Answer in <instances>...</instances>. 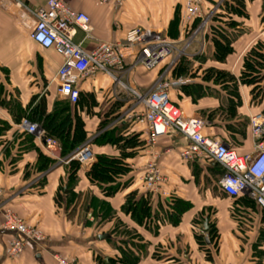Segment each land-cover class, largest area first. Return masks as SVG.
Returning a JSON list of instances; mask_svg holds the SVG:
<instances>
[{
    "label": "crops",
    "instance_id": "1",
    "mask_svg": "<svg viewBox=\"0 0 264 264\" xmlns=\"http://www.w3.org/2000/svg\"><path fill=\"white\" fill-rule=\"evenodd\" d=\"M183 1L108 0L106 5L100 6L93 0H65L72 10L82 11L90 17L89 34L86 36L78 31L74 37V42L86 52L93 51L100 43L123 41L125 33L132 29L152 31L160 36L162 33V38L184 46L187 39L184 37L181 22L175 40L167 35L170 22L177 11L182 15ZM240 1L238 6L235 0H203L202 14L208 20L203 35L196 37L185 51L184 56L192 65L188 76L173 78L171 69L165 73L164 65L151 73L139 68L132 69L130 67L135 56H130L124 61L126 72H115L119 83L103 73L82 81L80 90L95 94L98 104L90 109L94 112L93 116L84 115V119L89 122L90 131L96 132V128L108 118L107 114L119 109L121 114L110 124L103 126V131L113 129L131 108L130 90L147 92L162 73H165L167 80L181 79L184 82L182 86L170 89V99L186 116L204 120V115L224 108L225 94L218 86L205 83L204 73L214 69L238 78L243 56L256 43H264V0ZM43 4L44 0H0V88L3 89L5 101L12 102L26 112L32 100L36 103L45 97L48 113L53 104L60 100L53 79L62 64V58L52 50L40 49L30 39L34 26L30 12ZM215 16L219 21L231 22L233 26L227 29L236 36L232 42V54L224 62L215 60V49L205 38L210 26L209 20ZM193 84L209 87L210 94L198 99L186 96L181 89ZM239 93L242 107L237 110V116L240 120L249 121L250 115L262 114L264 92L258 103L252 102L248 87L240 85ZM9 108L10 106L8 110ZM8 110L0 106V120L9 126L5 134L0 135V264H58L59 258L75 264H99V259L108 264L119 257V242L128 240L120 233H117V237L111 235L114 224L118 221L133 231L132 252L138 258L136 264H264V224L256 207H253L255 215L250 219L246 217L248 209L241 207L239 212L245 216V223L247 222L243 231L233 217L237 212H232L231 201L211 187L210 183L215 177L213 167L216 165L208 162H186L178 157L179 150L187 144L182 136L167 135L161 138L156 146L148 148L142 127L132 121H123L132 124L128 126L126 137L138 134L141 142V149L134 151L135 156L127 160L128 175H134L135 181L128 189L121 190L122 194L117 198H104L86 178V172L91 166L79 165L80 169L71 181L68 177L69 168L58 161L61 157L60 148L54 154L57 158H54L43 150L34 136L37 152L22 143L23 131L19 129V124L15 123ZM225 124L224 121L215 119L212 124H206L204 134L227 145L231 144ZM100 133L102 131L92 135V139ZM240 143V154L252 152L253 139L250 128L245 140H237V145ZM92 149L95 158L98 155L119 156V149L112 144H93ZM151 150L159 156L157 164L166 180L161 185L162 191L171 197L168 202L152 194L153 210L158 211L159 201L170 203L174 199L191 205V209L183 215L176 227L165 223L159 224L156 229L152 223L143 225L132 221L130 216L123 212L126 194L136 191L139 197L148 192L139 178L146 164L153 160ZM167 150H170V153H166ZM38 153L55 160V165L46 172H36ZM197 176L199 180L195 181ZM203 183L207 184L204 194H198V188L205 187ZM60 191L62 195L57 203ZM73 197H79L78 201L73 200ZM87 197L94 199L93 204L104 203L102 206L106 209L109 207L115 214L106 218L102 210L92 205ZM207 205L213 208L214 216L219 221L216 250L213 247L217 240L209 244L208 236L203 233L207 236V247L211 249L210 262L205 260L204 253L193 238L194 226L198 225L193 224L196 219L194 217ZM6 211L13 212L29 228L37 230L42 236L38 241H28L22 252L14 257L9 255V249L18 235L2 229ZM87 220L90 224H86ZM93 220L107 229L99 234L94 233ZM104 234L110 238L99 240L98 235Z\"/></svg>",
    "mask_w": 264,
    "mask_h": 264
},
{
    "label": "built area",
    "instance_id": "2",
    "mask_svg": "<svg viewBox=\"0 0 264 264\" xmlns=\"http://www.w3.org/2000/svg\"><path fill=\"white\" fill-rule=\"evenodd\" d=\"M97 5H106L108 0H93ZM203 0H184L181 28L184 30L192 21H199L197 28L178 49V42L162 38L152 31L132 29L125 33L123 41L100 43L93 51L86 52L74 42L78 31L86 36L90 32V17L77 10H72L65 0H44L42 7L30 12L34 26L30 39L40 49L52 50L62 58V64L56 70L54 82L56 94L60 99L71 104L77 103L80 96V83L103 73L119 83L116 73H125L126 57L135 56L130 68H139L151 73L164 65L165 73L173 64L184 56L191 42L205 32L207 17L202 14ZM162 73L152 87L145 93L130 90L131 108L119 121H132L142 127L148 148H153L158 141L170 134L182 136L187 141L178 152V157L186 162H208L219 165L224 173L218 181L219 189L230 199L245 197L254 203L257 213L264 219V115L256 113L249 117V128L253 139V150L249 154H238L229 145L204 134L205 122L198 117H187L170 99V89L184 84L181 79L167 80ZM19 129L34 136L43 150L55 157L59 150L58 143L44 136L40 128L27 119H22ZM166 153H170L167 150ZM152 159L143 170L139 180L151 194L166 201L171 197L163 192L161 185L166 181L157 160L159 156L151 150ZM59 163L68 165L91 166L95 156L90 141L64 158ZM2 229L16 233L9 255L20 254L28 241L42 239L41 234L29 228L23 220L11 211H6L1 224ZM59 264L67 263L57 259Z\"/></svg>",
    "mask_w": 264,
    "mask_h": 264
},
{
    "label": "trees",
    "instance_id": "3",
    "mask_svg": "<svg viewBox=\"0 0 264 264\" xmlns=\"http://www.w3.org/2000/svg\"><path fill=\"white\" fill-rule=\"evenodd\" d=\"M235 1L239 6L241 1ZM227 9L229 8L227 7ZM180 22L181 17L179 13H176L170 22V27L167 33V35L173 40H175L178 36V27ZM209 23V30L205 38L212 43L215 49V60L218 62H224L233 51L232 42L235 40L236 36L227 29L233 25L227 20L219 21L217 16L211 17ZM198 24L199 21L194 20L183 30L185 39L189 38L192 32L197 28ZM191 71L192 65L185 56H181L171 68L173 78L188 76ZM203 81L205 83L208 82L212 83L214 86H218L221 92L225 94L226 98V105L224 108L217 109L214 112L204 115L205 124H212L215 119L224 121L226 123L225 130L232 141L231 144L228 145L240 154V147L238 146H240L241 143L237 145V140L246 139L249 121L248 119L240 120L237 116V110L242 107V98L239 93V86H246L250 89L252 102L258 103L262 99L264 92V43H256L243 56L242 68L238 78L224 71L209 69L204 73ZM181 90L186 96L192 97V99H198L210 94L209 87L194 84L185 86ZM2 92L3 89L0 88V106L6 108L7 110L10 106L8 111L12 114L15 123L19 124L22 119H27L29 122L36 124L45 137L51 138L58 143L61 158L66 157L87 141H90L91 146L93 144H97L99 146L112 144L119 149L118 157L107 155L96 156L95 162L86 172V178L90 184L95 186L104 198H110L112 194H115L120 190H126L133 185L135 176L128 175L129 167L127 165V160L132 159L135 156L134 151L137 152L141 149V142H139L138 139L139 135L132 134L129 137H126L125 133L127 132L128 126L132 125L131 123L127 124V122H118L113 129L103 131L105 125L110 124L121 114L119 109L112 113H108V118L104 119V122L96 128V132H92L89 129V122L84 119V115L93 116L94 112L90 109L93 106L98 105L96 96L93 93H84L80 91L79 99L75 104H71L66 100L60 99L53 104L52 110L48 113L46 109L45 97L41 98L36 103L32 100V102H30V106L28 107V111L26 112L16 107L12 102L5 101ZM117 104L119 103L117 102ZM262 114L264 115V111ZM8 129L9 126H7L4 121L0 120V135H4ZM100 131H102V133L92 139V135H95V133ZM21 137L22 143L27 144L30 150H36L37 152L36 146L34 145V137L32 135L22 132ZM55 163V160L38 153L37 162L35 164L36 172H46L51 166L55 165ZM67 167L69 168L68 177L71 181H73L80 169V166L77 162H71L67 165ZM213 169L215 171L214 180L217 182V188L213 187V189L214 191H219L223 197L231 201L232 212L239 213L241 207L243 206L248 209L246 217H249L250 219L251 216H254L255 211L253 207L255 205L253 202L245 197L230 199L221 192L218 186V181L223 175L224 170L219 165H216ZM60 194L61 193H59L58 199L56 200L57 203L61 197ZM78 198L79 197H73L72 199L78 201ZM87 198L92 205H95L98 209L102 210L106 218H110L109 207L106 209L102 206L104 203L93 204L94 199L89 197ZM152 199L153 196L149 192L137 197L136 191H131L125 196L123 212L126 215H129L132 221L143 225L152 223L154 228L157 229L159 224L165 223L171 225L172 227L178 226L183 215L191 209V205L188 202H184L180 199H174L170 203L159 201L157 205L158 211H154L152 208ZM233 217L236 219V215ZM261 220L264 224V219L262 217ZM211 229L212 226L209 222L208 231L206 233L209 235V244H211L212 241L210 240V234H212L210 233ZM132 232L133 231L129 230L121 221H118L114 225L111 235L114 236L116 233H120L121 235L126 236L128 240L123 242L121 240L120 246L117 247L119 257L116 261H111L108 264H136L138 262V258L135 257L132 252V236H134L132 235ZM194 237L200 250L204 253L205 260L210 262L212 260L210 254L211 249L207 247L204 237L196 233H194ZM99 264H104V262L99 259Z\"/></svg>",
    "mask_w": 264,
    "mask_h": 264
},
{
    "label": "rangeland",
    "instance_id": "4",
    "mask_svg": "<svg viewBox=\"0 0 264 264\" xmlns=\"http://www.w3.org/2000/svg\"><path fill=\"white\" fill-rule=\"evenodd\" d=\"M179 10H180V8H179ZM180 11H177V13H179ZM179 15H180V17L182 18V15H181V12L179 13ZM161 36H162V33H161ZM188 39V38H187ZM182 44L180 45H178V49H181L182 48ZM192 51H194V50H192ZM192 51H189L190 53L192 52ZM188 117V116H187ZM53 166H51L50 167V169L52 168ZM195 181L196 180H199V177L197 176V177H195V179H194ZM211 184V187H215V188H217V182L214 180L213 182H211L210 183ZM203 185L205 186V187H201L200 186V188H198L199 189V192H198V194H204V191H205V189H206V186H207V184L206 183H203ZM62 191H60V193H61ZM67 191L65 190V193H66ZM202 192V193H201ZM122 194V192H121V190L120 191H118V192H116L115 194H112V196L111 197H113V198H117L118 197V195H121ZM60 195H62V194H60ZM127 195V194H126ZM116 205V204H115ZM123 207H124V205H123ZM115 209V208H114ZM109 211H111L109 214V216H110V218L112 217V215H114L115 214V212L112 210V209H110ZM188 212V211H187ZM108 218V217H107ZM194 218H196L193 222V224L194 225H197V227L196 226H194L195 227V230H194V233H196V234H199V235H202L203 237H205L206 235L207 236H209L208 234H206V235H204L202 232H201V230L203 229V223H204V221H208V223L210 222V225L212 226V229H211V231H210V233H212V234H210V240H212L211 242H214V240L216 239L217 240V242H216V245L214 246V250H216L217 248H218V239H219V230L217 229V227H218V223H219V221H218V218H216L215 216H214V211H213V208L211 207V206H204L202 209H201V211L198 213V215L197 216H195ZM244 218H245V216H243L242 214H240V212L239 213H236V219H235V221L238 223V227L240 228V229H244L245 228V225H247L246 223H245V220H244ZM200 222V223H199ZM93 223L94 224H92V226H93V228H94V233H102V231H104V229H107V227L106 228H104L101 224H97L96 223V220H93ZM86 224H90L89 223V221L87 220L86 221ZM115 225V224H114ZM212 231H214V232H212ZM243 231H245V229L243 230ZM116 237L118 236L117 235V233H116V235H115ZM193 238L195 239V237H194V235H193ZM209 238V237H208ZM119 244H121L120 242H119ZM115 247H117L116 245H114ZM260 258V260H262V258L261 257H259ZM258 258V259H259ZM264 258V257H263ZM61 261H64V262H66L65 260H63V259H61V258H59ZM245 259V258H244ZM264 260V259H263ZM249 262V259H248V261H247V263ZM68 263V262H67ZM106 263H107V260H106ZM251 263V262H250ZM249 263V264H250ZM59 264V263H58ZM257 264H262V262H259V263H257Z\"/></svg>",
    "mask_w": 264,
    "mask_h": 264
},
{
    "label": "water",
    "instance_id": "5",
    "mask_svg": "<svg viewBox=\"0 0 264 264\" xmlns=\"http://www.w3.org/2000/svg\"><path fill=\"white\" fill-rule=\"evenodd\" d=\"M207 231H208V221H204V223H203L202 233H205V234H206ZM108 238H110V236L107 235V234H104V235H98V239H99V240H102V239H108ZM204 239H205V242L208 244L207 236H205Z\"/></svg>",
    "mask_w": 264,
    "mask_h": 264
}]
</instances>
